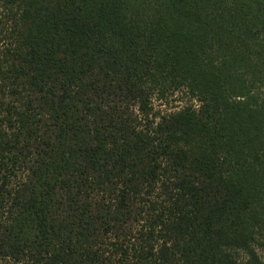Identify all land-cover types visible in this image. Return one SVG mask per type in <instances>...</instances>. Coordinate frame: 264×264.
Segmentation results:
<instances>
[{
	"label": "trees",
	"instance_id": "1",
	"mask_svg": "<svg viewBox=\"0 0 264 264\" xmlns=\"http://www.w3.org/2000/svg\"><path fill=\"white\" fill-rule=\"evenodd\" d=\"M262 238L264 0H0V264H263Z\"/></svg>",
	"mask_w": 264,
	"mask_h": 264
},
{
	"label": "rangeland",
	"instance_id": "2",
	"mask_svg": "<svg viewBox=\"0 0 264 264\" xmlns=\"http://www.w3.org/2000/svg\"><path fill=\"white\" fill-rule=\"evenodd\" d=\"M187 101V98L183 99V102L184 101ZM153 101V107L156 109V110H162V111H172L174 106L178 107L180 106V104L182 103H179L176 101V99L172 98V99H169L167 103V105H161V107L159 106V104L157 102ZM182 102V101H181ZM155 104V106H154ZM264 238H262L259 242V244L256 245L255 247V252L256 254L258 255V257L260 258V261L264 264ZM234 256L235 258L239 261V262H242V263H245L247 262L248 260V256L247 254H245L244 252L242 251H239V252H236L234 253Z\"/></svg>",
	"mask_w": 264,
	"mask_h": 264
}]
</instances>
